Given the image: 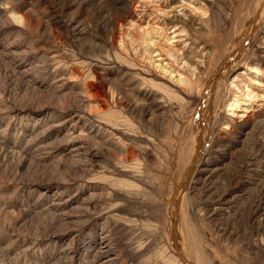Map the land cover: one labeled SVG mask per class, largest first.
<instances>
[{"label": "rangeland", "instance_id": "1", "mask_svg": "<svg viewBox=\"0 0 264 264\" xmlns=\"http://www.w3.org/2000/svg\"><path fill=\"white\" fill-rule=\"evenodd\" d=\"M239 23L224 0H0V264H183L174 158ZM233 80L241 108L189 184L186 244L204 264H264V74Z\"/></svg>", "mask_w": 264, "mask_h": 264}, {"label": "bare ground", "instance_id": "2", "mask_svg": "<svg viewBox=\"0 0 264 264\" xmlns=\"http://www.w3.org/2000/svg\"><path fill=\"white\" fill-rule=\"evenodd\" d=\"M224 1H227L228 4H230L233 17L238 15L240 16V23L236 26V28L234 27V24V30L231 29L227 32L226 38H224L222 42V45H224L218 50V54L215 57V62L213 63L214 68L211 72L207 73V82L205 81L206 84L198 90V95L195 94L194 97L189 99V105L192 107L190 110L191 116L188 121H184L182 131L186 132L185 135L192 139V143L188 145L182 144V147H180L181 150L178 148L179 153L175 155L174 158V167L178 168V159L180 161V167L178 169L183 174V177L182 174H180L179 180L175 181L177 204L171 203V206L167 207L169 210V217L168 224L166 225V231L169 235L171 243L170 247L172 248V251L175 252V255L182 261L183 264H204V261L198 256L199 246L195 248L193 244H186V240H190V226L188 220L190 211L186 210L189 202V184L191 182H195L198 176L196 173L201 169L203 163L205 162V156L212 147L215 135H217L220 130L225 129L220 128L222 125H225L221 120L223 119V114H225V111L227 110L226 108L229 107L227 112H230V114L238 115L234 112V110L240 107L239 101L241 99L237 96L238 92L235 91L240 90L241 87L245 85L239 84L235 80L230 83V78H232V74L241 65L255 71V77L257 76V78L259 75L264 74L259 68H252V61L247 60L252 54L258 57H264V0ZM159 14H162V16L166 15L163 11L159 12ZM14 18L13 20H15V22H19L17 18ZM178 31L179 29L175 25L172 32L175 34L173 38L181 37V33H183V31ZM210 59L211 57H208L207 62H209ZM255 64L256 63H253V65ZM192 70L195 76V72L198 70L197 68H192ZM180 76L183 77V80H180V83H183V81L185 82L184 76L182 74H180ZM197 79L198 78L196 77L195 82L192 83L190 81V91L192 88L196 90ZM254 81L257 83V79H254ZM246 87L247 86H245V88ZM245 97L247 96L245 95ZM196 107L197 109H194ZM246 109L247 108L242 109V111H246ZM193 114L196 116L194 117ZM108 122V124L113 127L117 126V123L113 124L111 121ZM113 130L118 131V133H115L114 136H117L118 134L123 135L120 133V129ZM187 137L182 139H187ZM118 139V143L122 144V139H120V137H118ZM185 144L187 143L185 142ZM187 167L188 169H186ZM177 168L174 170L176 171ZM129 169L131 171L134 168ZM137 171L138 168H136L134 172ZM183 182L186 190L182 194L183 187L181 186ZM178 208H183V214H180V217L183 215L182 220L177 217ZM191 214L193 216L195 212L191 211ZM176 219L177 221L179 220L177 224L175 223ZM100 249L101 251H104L105 245L101 244ZM177 257L176 259L178 261Z\"/></svg>", "mask_w": 264, "mask_h": 264}]
</instances>
